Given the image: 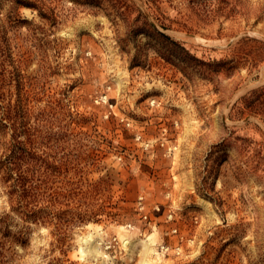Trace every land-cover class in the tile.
Returning <instances> with one entry per match:
<instances>
[{
  "label": "rangeland",
  "instance_id": "1",
  "mask_svg": "<svg viewBox=\"0 0 264 264\" xmlns=\"http://www.w3.org/2000/svg\"><path fill=\"white\" fill-rule=\"evenodd\" d=\"M98 1L54 2L51 23L0 0V154L10 105L102 210L59 229L11 212L0 264H264V104L244 99L264 87V59L239 46L264 41V0ZM113 236L124 248L109 252Z\"/></svg>",
  "mask_w": 264,
  "mask_h": 264
},
{
  "label": "trees",
  "instance_id": "2",
  "mask_svg": "<svg viewBox=\"0 0 264 264\" xmlns=\"http://www.w3.org/2000/svg\"><path fill=\"white\" fill-rule=\"evenodd\" d=\"M17 6H26L37 10L40 17L49 22H55V7L51 6L59 0H12ZM76 4L89 7L98 6V0H71ZM195 9V8H194ZM200 9V8H198ZM164 29L168 28L162 25ZM252 42L261 44V53L253 57V61L263 60L264 41L256 38H242L239 46ZM239 48V47H238ZM224 61L214 60L208 63L212 67H219ZM264 87L251 90L245 107L250 110L262 109ZM6 116L2 118L13 130L10 140L0 154V183L6 189L10 211L0 216V224L6 225L11 218V212L22 219L48 224L56 221L59 228L70 226L74 222L94 219L101 213V209H94L95 203L89 202L92 191L84 190L81 181L71 180L68 166L62 162L56 165L49 160L50 154H40L35 149L34 138L25 135L17 126L12 115L14 108L8 106ZM6 126L4 122H1ZM98 185V184H97ZM96 186L93 200L101 194V188ZM89 195V196H88ZM2 243L0 242V245Z\"/></svg>",
  "mask_w": 264,
  "mask_h": 264
},
{
  "label": "bare ground",
  "instance_id": "3",
  "mask_svg": "<svg viewBox=\"0 0 264 264\" xmlns=\"http://www.w3.org/2000/svg\"><path fill=\"white\" fill-rule=\"evenodd\" d=\"M191 38H193L194 40H196V41H198V42H201V43H207V44H215V43H217L218 41L217 40H212V39H203V38H201V37H199V36H193V37H191ZM86 241H88V243H89V246L91 247V248H93V249H97V245H99L100 244V241H101V238L100 237H98V236H93V235H88V236H86ZM123 242H124V245H128V244H130V240L129 239H123ZM149 246V245H148ZM97 251V250H96Z\"/></svg>",
  "mask_w": 264,
  "mask_h": 264
},
{
  "label": "built area",
  "instance_id": "4",
  "mask_svg": "<svg viewBox=\"0 0 264 264\" xmlns=\"http://www.w3.org/2000/svg\"><path fill=\"white\" fill-rule=\"evenodd\" d=\"M143 208H144V206H143L142 202L140 201L138 204L139 211H143ZM143 216L145 218L147 217L146 214H144ZM126 227L128 228V230H131L133 228V226L131 224H127ZM101 243H102L104 249L109 251V252L112 251L116 245L118 246V248H120V247L124 248L122 245V241L119 242V240L117 239L116 236L105 238L102 240Z\"/></svg>",
  "mask_w": 264,
  "mask_h": 264
}]
</instances>
